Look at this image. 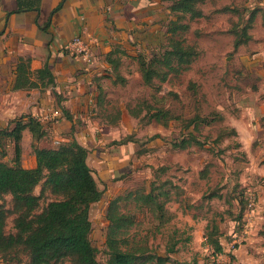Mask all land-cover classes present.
I'll list each match as a JSON object with an SVG mask.
<instances>
[{"label":"rangeland","instance_id":"obj_1","mask_svg":"<svg viewBox=\"0 0 264 264\" xmlns=\"http://www.w3.org/2000/svg\"><path fill=\"white\" fill-rule=\"evenodd\" d=\"M229 5L234 12H211L212 6L204 5L211 20L189 21L181 14L171 19L180 16L181 22H188L186 37L198 52L191 70L179 78L170 77L155 90L143 83L137 63L129 61L124 62L122 68L127 82L105 85L104 90L110 95L108 108L95 117L97 131L89 133L90 137L97 138L95 145L91 143L93 149L100 152L88 158L97 185L103 191L101 199L89 210L92 224L89 238L96 249L97 260L104 264L107 260L106 208L119 197L124 198L119 201L121 210L134 220L130 238L146 244L154 256L148 264H181L193 259L200 264H211V250L204 244L207 221L211 218L218 221L220 240L228 252L232 234L239 233L247 220L246 208L242 216L237 217L242 205L239 197L249 188L257 191V208L250 217L251 227L245 241L235 248L231 264H264V210L257 211L264 192V26L261 12L264 0H232ZM254 8L258 11L248 29L252 39L234 50L233 37L226 33L232 27L242 28ZM167 27L168 22L163 24V30ZM189 82L195 84L194 90L188 89ZM119 106L124 109L118 112ZM148 107L168 109L171 119L165 123L149 120L145 115ZM212 112L221 114L223 120L213 119L209 125L199 122L196 128L184 126L194 115L212 118ZM35 114L47 122L57 120L51 108ZM232 127L237 136L214 141L221 129ZM190 132L201 145L193 144L186 149L171 146V140H179ZM52 138L48 130L42 141L49 140L56 146L59 139ZM123 138L129 141L116 143ZM12 156L13 146L8 143L1 161L12 163ZM28 158L26 155L24 160L27 162ZM202 169L206 172L204 177L200 175ZM165 180L172 184L165 187L170 188L171 199L164 205L160 218L125 198ZM232 188L235 190L230 192ZM211 191L221 197H203ZM34 192L38 194L40 186ZM223 195L230 197L229 203ZM48 199H41L39 209ZM0 203L7 211L5 231L12 233L16 214L10 195H4ZM169 247L173 250L169 251ZM20 257L21 262L0 257V264H25L26 255L20 253Z\"/></svg>","mask_w":264,"mask_h":264},{"label":"trees","instance_id":"obj_2","mask_svg":"<svg viewBox=\"0 0 264 264\" xmlns=\"http://www.w3.org/2000/svg\"><path fill=\"white\" fill-rule=\"evenodd\" d=\"M169 8L176 14H181L189 21L205 17L200 4L204 0H169ZM217 13H232L234 8L224 5L215 9ZM212 11V12H213ZM257 9H252L242 27L231 28L228 33L233 37V48L238 49L247 45L252 39L248 29L256 17ZM262 12V25L264 26V9ZM175 14V16H176ZM177 16L175 20L168 22L165 31V39L158 46V50L152 55L138 54L135 56L138 71L145 85L159 90L160 84L168 81L170 77L179 78L191 70L192 63L196 60L198 52L194 43L188 42L186 31L188 22H181ZM157 81L158 84H155ZM53 82V75L45 64L41 69L32 71L29 66V58L20 57L15 67L14 89H31L46 87ZM188 89L194 90L195 84L188 83ZM145 115L149 120L165 123L171 119L168 109L147 108ZM67 119H71L64 112ZM212 118L194 115L186 123L185 127L198 126L199 122L205 125L211 124L216 119L223 120L219 113L212 112ZM208 118V119H207ZM13 124L10 127V124ZM27 129L32 137L31 151L36 158L34 168H25L21 163V138L23 131ZM46 135L41 121L31 114H24L13 118L6 127H0V199L4 195H10L14 218V232L5 231L7 211L0 203V257L5 260L21 262L20 253L27 257L25 264H104L97 260L96 249L91 244L89 235L92 230L89 210L93 203L98 202L103 194L88 165V149L77 142L74 137L64 142H59L53 147L40 146V141ZM237 136L235 128L221 129L214 138L215 142L226 136ZM171 140V139H170ZM127 138L116 143H125ZM8 143H12V163L1 161L6 153ZM171 146L178 149H186L195 144L201 145L193 132L182 136L179 140H171ZM202 177L206 172L200 171ZM172 184L165 180L151 188L137 194H128L127 199H132L138 205L145 207L155 217H162L164 205L171 199L170 188ZM40 186V192L35 189ZM232 188L230 192L234 191ZM176 195L178 192L175 190ZM204 198L221 197L215 191L203 196ZM49 198L39 209L41 199ZM162 199V201L160 200ZM226 203L230 197L223 195ZM119 197L117 201L110 202L106 208L108 225L105 235V248L107 260L105 264H148L154 257L150 254L146 244L130 238L129 231L134 225L131 215L120 208ZM241 205L238 219L246 208L245 195L239 197ZM202 206V204H200ZM228 211L229 208H228ZM244 224V223H243ZM243 227V225H242ZM241 227V229H242ZM240 229V231H241ZM220 227L215 218L207 221L204 232V244L213 253H221L224 246L220 240ZM234 234V233H233ZM173 248L169 247V251ZM230 255V263L234 259ZM159 259V256H156ZM181 264H200L197 259ZM204 264V263H202ZM211 264H216L211 261Z\"/></svg>","mask_w":264,"mask_h":264},{"label":"crops","instance_id":"obj_3","mask_svg":"<svg viewBox=\"0 0 264 264\" xmlns=\"http://www.w3.org/2000/svg\"><path fill=\"white\" fill-rule=\"evenodd\" d=\"M231 1L204 0L201 8L205 17L199 19L211 20L204 5H211L212 12ZM169 5V0H0V127L21 115L36 116L35 112L41 114L51 108L56 121L40 118L46 135L50 130L52 140L58 138L59 142L74 137L88 149L90 166V154L100 151L93 149L97 138L89 133L98 129L95 117L106 111L110 99L105 85L126 83L124 62H136L138 54L150 56L158 50L164 42L163 24L176 14ZM74 36L88 42L93 55L91 63L64 49ZM20 57L29 58L32 71L46 64L53 82L46 87L14 89ZM123 109L119 106L117 111ZM31 141V134L25 129L21 138V163L25 168L36 166ZM39 144L53 147L49 140ZM261 210L264 192L257 211ZM235 251L232 250L233 255Z\"/></svg>","mask_w":264,"mask_h":264},{"label":"built area","instance_id":"obj_4","mask_svg":"<svg viewBox=\"0 0 264 264\" xmlns=\"http://www.w3.org/2000/svg\"><path fill=\"white\" fill-rule=\"evenodd\" d=\"M64 49L69 52L72 56L81 58L85 63H91L93 55L88 42L82 39L80 36H74L67 44ZM37 120L41 121L39 116H33ZM59 142H57L58 144ZM257 191L256 189L249 188L245 194L246 199V217L247 220L244 222L243 227L239 233L232 234V240L228 247V252L234 250L238 244L245 241L248 229L251 227L250 217L256 211L257 208ZM225 250L221 253H213L212 261L216 264H228L230 263V255Z\"/></svg>","mask_w":264,"mask_h":264}]
</instances>
